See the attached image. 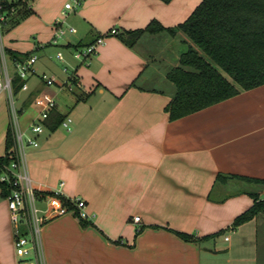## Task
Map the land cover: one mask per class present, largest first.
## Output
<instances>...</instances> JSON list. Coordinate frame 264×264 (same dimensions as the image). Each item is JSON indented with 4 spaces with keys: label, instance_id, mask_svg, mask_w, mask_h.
I'll list each match as a JSON object with an SVG mask.
<instances>
[{
    "label": "crops",
    "instance_id": "0c3cea01",
    "mask_svg": "<svg viewBox=\"0 0 264 264\" xmlns=\"http://www.w3.org/2000/svg\"><path fill=\"white\" fill-rule=\"evenodd\" d=\"M74 1L33 0L31 13L4 33L7 50L37 56L28 89L14 93L22 128L46 127L40 146L27 150L30 176L43 198L63 182V194L95 215L88 227L72 213L46 224L47 264H264V213L232 228L255 204L252 190L236 179L217 181L220 174L264 180V85L172 121L167 74L188 39L162 32L144 33L133 46L124 41L153 21L178 26L203 0H81L64 16ZM60 18L75 31L53 44ZM102 35L91 64L72 60ZM60 50L65 59L54 62ZM9 67L15 78L12 59ZM45 73L57 82H44ZM51 99L56 106L41 120ZM69 117L70 131L60 124ZM9 128L7 95H0V157ZM14 241L0 188V264H21Z\"/></svg>",
    "mask_w": 264,
    "mask_h": 264
},
{
    "label": "trees",
    "instance_id": "16d2710c",
    "mask_svg": "<svg viewBox=\"0 0 264 264\" xmlns=\"http://www.w3.org/2000/svg\"><path fill=\"white\" fill-rule=\"evenodd\" d=\"M33 0H19L9 3L4 0L6 20L4 33L20 23L31 11ZM168 3L171 0H163ZM166 32L170 35L182 33L189 42L186 52L181 55L179 65L172 68L168 81L175 93L167 106L170 120H178L215 104L233 98L243 91L264 85V0H203L183 23L167 28L158 21L151 22L141 31H132L124 41L133 46L144 34ZM12 61L26 60L32 54L17 55L7 50ZM16 78V79H15ZM12 80L14 93L23 87L25 80L15 75ZM77 79L73 78L76 84ZM64 119L60 121V124ZM14 140L9 128L5 156L0 157V167L14 158ZM239 180L243 184L256 186L250 195L255 204L238 216L233 229L255 219L264 213V200L258 190L264 189V180L240 176L218 175V182ZM2 194L6 187L0 183ZM80 220L83 227L91 225ZM185 241L194 238L186 233L175 232ZM224 232L220 233L223 234ZM218 234V235H220Z\"/></svg>",
    "mask_w": 264,
    "mask_h": 264
},
{
    "label": "built area",
    "instance_id": "2783aa9c",
    "mask_svg": "<svg viewBox=\"0 0 264 264\" xmlns=\"http://www.w3.org/2000/svg\"><path fill=\"white\" fill-rule=\"evenodd\" d=\"M82 3L81 0L66 3L63 15L65 16L67 11L80 7ZM4 9V0H0V94L4 92L7 95L10 110V129L14 140V158L9 164H4L0 167V183L6 187V195L4 197L14 227V245L19 261L21 264H47L43 245V231L46 224L59 216L69 213L78 214L81 219L87 221H91L95 215L87 212L86 202L81 198L67 197L63 194V182L60 184V188L51 190L48 196L43 198L42 192L35 186L30 176L27 150L30 147L40 146L38 136L45 132L46 127L42 121H34L28 130L22 128L21 112L17 107L13 92V76L9 72L10 59L4 44L3 24L6 20ZM63 24V19L56 20V34L52 41L53 44H58L59 38L66 31H75L73 27L65 29ZM115 34H117V30H111L110 35ZM105 39L106 36H99L92 44L74 50L73 58L82 64H91V58L97 55L99 47L105 44ZM56 56L58 59H65L63 51L57 52ZM36 61V55H32L23 61H14L16 74L25 80L22 87L23 90L28 89V78L36 74ZM68 70L69 68L66 67L65 71ZM41 78L49 85L57 82L54 76L46 73L42 74ZM55 106L56 101L53 99L49 100L46 109L40 113L41 120H47L49 118V110ZM72 122V118L69 117L64 120L62 126L70 131ZM139 221L140 217H134V222ZM226 239L228 240L229 238L227 237Z\"/></svg>",
    "mask_w": 264,
    "mask_h": 264
},
{
    "label": "rangeland",
    "instance_id": "374dc122",
    "mask_svg": "<svg viewBox=\"0 0 264 264\" xmlns=\"http://www.w3.org/2000/svg\"><path fill=\"white\" fill-rule=\"evenodd\" d=\"M187 50H188V48H187ZM186 50V51H187ZM60 51H62V50H60ZM56 55H57V53H55V55H53V61L54 62H56V60H58V58L56 57ZM72 60H75V59H72ZM59 61V60H58ZM75 62V61H74ZM59 64V66H61V64L60 63H58ZM69 71H71V69H69ZM9 72L11 73L12 72V69H11V67H9ZM49 75V74H48ZM171 84V83H170ZM0 95H6V93H1ZM249 186V189H251L252 191H256V186H253V185H248Z\"/></svg>",
    "mask_w": 264,
    "mask_h": 264
}]
</instances>
